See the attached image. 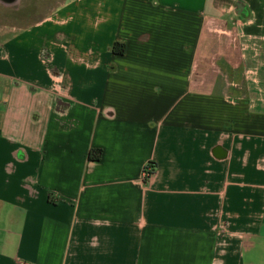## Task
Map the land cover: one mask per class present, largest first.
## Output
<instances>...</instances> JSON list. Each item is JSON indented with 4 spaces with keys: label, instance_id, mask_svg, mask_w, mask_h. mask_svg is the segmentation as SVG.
<instances>
[{
    "label": "crops",
    "instance_id": "crops-1",
    "mask_svg": "<svg viewBox=\"0 0 264 264\" xmlns=\"http://www.w3.org/2000/svg\"><path fill=\"white\" fill-rule=\"evenodd\" d=\"M4 1L0 264H264V0Z\"/></svg>",
    "mask_w": 264,
    "mask_h": 264
},
{
    "label": "trees",
    "instance_id": "trees-1",
    "mask_svg": "<svg viewBox=\"0 0 264 264\" xmlns=\"http://www.w3.org/2000/svg\"><path fill=\"white\" fill-rule=\"evenodd\" d=\"M113 51L116 53H124L125 51V46L124 44L120 42H116L113 46ZM102 156V149L101 148H92L89 152V158L91 160H99Z\"/></svg>",
    "mask_w": 264,
    "mask_h": 264
},
{
    "label": "rangeland",
    "instance_id": "rangeland-1",
    "mask_svg": "<svg viewBox=\"0 0 264 264\" xmlns=\"http://www.w3.org/2000/svg\"><path fill=\"white\" fill-rule=\"evenodd\" d=\"M2 1L5 2L4 0H2ZM29 1H31V2H34V1L38 2L39 1L38 3H42L43 2V0H20V2H19L20 4L16 5V7H19L20 10H21L20 12H22L23 11V7L24 6L26 7ZM10 9H12V7L7 6L5 3L4 4H0V19H2L4 22L6 20L5 17L8 14L7 11L10 10Z\"/></svg>",
    "mask_w": 264,
    "mask_h": 264
},
{
    "label": "built area",
    "instance_id": "built-area-1",
    "mask_svg": "<svg viewBox=\"0 0 264 264\" xmlns=\"http://www.w3.org/2000/svg\"><path fill=\"white\" fill-rule=\"evenodd\" d=\"M154 173V167L152 164L146 165V167L143 170V178L147 179Z\"/></svg>",
    "mask_w": 264,
    "mask_h": 264
}]
</instances>
